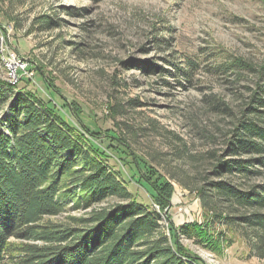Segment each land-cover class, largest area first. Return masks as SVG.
<instances>
[{
  "label": "rangeland",
  "instance_id": "1",
  "mask_svg": "<svg viewBox=\"0 0 264 264\" xmlns=\"http://www.w3.org/2000/svg\"><path fill=\"white\" fill-rule=\"evenodd\" d=\"M184 56L199 62L191 85L165 77L166 60ZM234 56H264V0H0V80L21 77L20 88L65 105L82 135L106 147L108 162L122 168L136 198L162 211L171 239L170 220L202 219L198 197L177 179L194 187L208 151L221 146L229 118L205 96L234 99L246 83H229L227 74L210 70ZM142 61L161 68L134 65ZM114 102L125 105L115 120ZM121 120L133 131V167L114 151ZM160 176L173 185L164 208L154 203L148 184ZM207 237L198 243L177 235L176 244L197 264H264L242 239L219 243Z\"/></svg>",
  "mask_w": 264,
  "mask_h": 264
},
{
  "label": "trees",
  "instance_id": "2",
  "mask_svg": "<svg viewBox=\"0 0 264 264\" xmlns=\"http://www.w3.org/2000/svg\"><path fill=\"white\" fill-rule=\"evenodd\" d=\"M166 63L165 77L192 84L196 59ZM134 65L161 68L148 61ZM210 70L227 74L229 83H246L234 99L205 96L229 120L220 148L208 151L203 174L193 177L194 187L177 179L198 197L202 219L179 225L170 220L173 239L162 211L136 198L122 168L108 162L106 147L82 135L65 105L20 88L21 77L0 80V264H197L176 244L177 235L198 243L207 235L219 243L242 239L250 255L264 258V56H234ZM124 106H110L113 120ZM116 124L122 139L114 151L133 167L132 130L124 120ZM158 178L148 184L154 203L164 208L172 178Z\"/></svg>",
  "mask_w": 264,
  "mask_h": 264
},
{
  "label": "built area",
  "instance_id": "3",
  "mask_svg": "<svg viewBox=\"0 0 264 264\" xmlns=\"http://www.w3.org/2000/svg\"><path fill=\"white\" fill-rule=\"evenodd\" d=\"M10 65H11V64H10ZM11 81H12V82H15V81H16L15 76L12 75Z\"/></svg>",
  "mask_w": 264,
  "mask_h": 264
},
{
  "label": "water",
  "instance_id": "4",
  "mask_svg": "<svg viewBox=\"0 0 264 264\" xmlns=\"http://www.w3.org/2000/svg\"><path fill=\"white\" fill-rule=\"evenodd\" d=\"M12 82V81H11Z\"/></svg>",
  "mask_w": 264,
  "mask_h": 264
}]
</instances>
